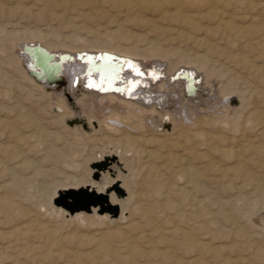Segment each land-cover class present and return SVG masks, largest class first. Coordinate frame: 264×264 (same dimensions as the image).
<instances>
[{
	"label": "rangeland",
	"instance_id": "rangeland-1",
	"mask_svg": "<svg viewBox=\"0 0 264 264\" xmlns=\"http://www.w3.org/2000/svg\"><path fill=\"white\" fill-rule=\"evenodd\" d=\"M263 3L264 0H0L1 172L5 166L0 172V203L3 204H0V211H3L0 212V244L8 239L15 242L11 255L17 257L9 261L0 255V264H37L31 260L34 256H41L44 264H66V261L67 264H77V261L82 264L79 259L87 260L86 256L81 254L80 258L77 257L79 259H74L70 254L66 257L61 255L47 235L57 232L58 236H66L65 242L67 239V242H72L73 238L86 239L98 228V232L117 233L131 222L143 225L140 214L130 215L129 211H126V219L121 221L101 216L95 218L85 212L70 219L61 216V211L52 205L51 199L58 189L79 187L84 181L89 182L91 170L88 164L95 159L96 151L115 146L118 150H125L123 160L131 158L129 164L124 162L128 176L123 175L121 183L130 182L129 191L135 193L133 197L137 203H146V186L144 189L142 181L147 176V167L155 160H149L143 154L142 150L150 146L143 140L154 138L164 142L154 146L157 148V169L161 170L157 171L163 174L162 179L169 188L173 186L169 200L178 208L179 215L162 224L170 244L163 242L157 233V242L151 248L149 246L152 253L149 248L140 247L146 253L150 252L146 255H150L148 260L141 255L136 261L139 264H264ZM211 7L217 13L211 11ZM193 25L197 28H192ZM64 37L66 44L78 48L73 52L83 49L92 53H112L110 49L113 48L133 47L140 57L148 58L150 50L157 47L167 52L163 51L162 59L154 54L152 61L163 66L173 62L174 68L181 65L179 57L165 53L185 52L188 64H194L188 68L191 67L194 73H197L195 69L199 70L200 84L195 86L198 90L195 96L198 95V101L206 99L203 101L206 104L204 111L191 109L187 104L175 106L176 112L168 108L170 114L163 116L172 121L168 120L161 126L154 119L152 124L148 123L147 133L141 129L128 133L135 138L136 144L125 145L122 140L125 129L115 126L109 129L100 126L98 129L92 125L97 123L94 119L105 120L95 104V92L77 90L75 96H71L65 86L60 87L62 91L55 88L47 91L24 72L25 65L19 50L23 44L37 45L38 42L39 46L43 44L46 48L51 45L56 49L58 45L55 44ZM200 56H204V64L196 62ZM200 85L208 88L200 92ZM64 87L66 89L63 90ZM172 90L179 94L177 85ZM66 95L71 96V100L67 101ZM231 97L237 99L235 105L226 102ZM180 106L187 112L189 120L180 119V116L186 117ZM56 108L60 113H55ZM109 111L111 113L112 109L107 114ZM117 113L120 114L119 111ZM81 116L88 126L91 124L89 131H84L81 126L66 125V120L73 117L82 119ZM89 118H93L92 122ZM118 120L131 121L121 114ZM132 120L138 121L137 118ZM167 151L169 154L165 155ZM181 154L195 167L198 174L196 184L187 182L181 173L183 163L178 157ZM16 204L19 208L14 207ZM51 206L54 207L53 212L59 210L58 216L50 214ZM23 210L26 214L29 211V215L26 216ZM86 221L89 226H86ZM38 224L42 227L39 228ZM181 230L190 234L191 240H183L179 235ZM7 231L5 240L2 232ZM23 231L27 236L21 234ZM18 242L27 245L21 246ZM18 254L22 255L21 260ZM42 256H46L48 261ZM92 263L95 264V260Z\"/></svg>",
	"mask_w": 264,
	"mask_h": 264
},
{
	"label": "bare ground",
	"instance_id": "bare-ground-1",
	"mask_svg": "<svg viewBox=\"0 0 264 264\" xmlns=\"http://www.w3.org/2000/svg\"><path fill=\"white\" fill-rule=\"evenodd\" d=\"M210 10L217 13V10L215 11L214 7H211ZM220 19H222V18H220ZM223 19H224V17H223ZM226 21H229V19L227 18ZM117 26H119V25H117ZM225 26H227V25H225ZM192 28L196 29L197 27H196V25H193ZM224 28L227 29L228 27H224ZM223 30H225V29H223ZM193 39H195V38H193ZM64 40L66 41L65 37L59 38L58 41H60V42H57L58 44L57 43L55 44V46L58 45L57 47L59 49L58 48L52 49L51 45L45 48L43 46V44H42V46H39L38 42L36 43L37 45L32 44V43H27V42H26V44H23L22 46L25 47L26 51L24 52L22 50V46L20 47L19 50L22 53L21 55H22L23 65H25V67H24L25 71L24 72L26 74H28L29 69L33 70L35 72H39V69L33 67V62H32L33 59H30L33 55L31 52V48L35 47L36 51H43L45 53L51 54L53 56L52 60L53 61H59V63H60L59 73H56V75L54 74V76H59L60 80L51 79L49 82H47V81H44L43 77H41L40 79L39 78L37 79V78H35L29 74L28 75L30 77H32L36 81V83L40 84L39 87H41L42 89H45L47 91H50L52 88H55L57 90H59V89L61 90L60 87L65 86L66 88H69L68 89L69 95H71V96H73L75 91H77V90H81L84 92H86V91L95 92V96H93L95 104L98 107L99 114L104 116L105 120L100 122L97 119H94L97 122L96 124H98V125L96 126L95 123H92V125L94 127H97L98 129L100 128V126H103L105 129L112 128L113 126L121 127L122 130L125 129L126 130L124 133L125 138H122V140L125 142V145L130 144L133 146L136 144L135 138L128 136V133H131L133 131H138L140 129L143 133H147V131H148L147 129H149L148 123H149V125L152 124V121L154 119H157L161 126L163 125V123H166L168 120L172 121V119H170V118L167 119L166 117L163 116V114L165 115L168 113L167 112L168 108H172L173 112H176L175 106H178V105L182 106V105L187 104L191 109H194V110L197 109V110H199V112L204 111L203 107L206 106V104L204 105L203 103L206 101V99L204 100V98H200V100L198 101L197 100V99H199L198 95L195 96L198 93L197 92L198 90L196 89L195 86L200 84V75L198 73L199 70L195 69L197 71V73H194L193 72L194 70H192L191 67L188 68V65H189L188 60H187L188 56L185 54V52L175 50V51H171V53H165V55H176L177 57H179L178 61L181 65H178V68H174L173 62H168L167 65L163 66L161 63L152 61L154 54L157 53V57H161V54H163L164 52H167L164 50L161 51L157 47H153L152 50H150L151 52H149L148 58L140 57L138 54H136L134 52L133 47L129 48V49L128 48H113V49H110L113 51L112 53L109 51H105V52L99 51L98 54L108 53V54L114 55L115 57H118L115 61L118 63V66L116 67L115 71L111 72L113 79L116 81H114V82L111 81V84L113 83L114 85H116V87H118V89L120 91L119 92H109V91H107V92H98L97 91L96 92L92 89L85 88L83 86L86 84L87 75L89 74L88 71L85 70L86 64L89 60L87 55H93L94 56L97 53L85 52V50L83 51V49H82V51L73 52V50H77L78 48L76 49L73 46L66 44L67 42L65 43ZM197 41L198 40H196L195 42L197 43ZM47 45H49V44H47ZM96 46H98V45H96ZM85 48H88V46ZM93 48H94V46L91 47V49H93ZM98 49H102V47H98ZM66 52H68V53H66ZM38 56H39V58H41L40 55H38ZM127 56L129 58H127ZM161 59H162V57H161ZM40 60H42V59H40ZM203 60H205L204 56L203 57L200 56L196 59V62H198L200 64V63H202ZM199 64H197V65H199ZM202 64H204V62ZM193 65L194 64L189 65V66H193ZM206 65H207V63L205 64V66ZM200 68H198V69H200ZM201 70H202V68H201ZM210 71H212V70H210ZM209 74H206V75L208 76ZM206 75H204V76H206ZM93 76L95 77V74H93ZM208 78L209 77H207L206 79L209 80ZM42 79H43V81H42ZM187 80H191V82L193 81V83H191L189 87L186 86ZM174 85L178 86L179 94L176 92H173L172 89H173ZM202 85H203V83H202ZM202 85L199 86V88L201 89L200 92L205 91V88H208L207 86L205 87V85L204 86H202ZM65 87L63 88V90L66 89ZM191 87H194V89H196V90H193V88H191ZM69 95L65 96L67 98V101L71 100L70 99L71 96L69 97ZM98 99L100 102L98 101ZM226 102L227 103L229 102L230 104L235 105L237 103V99H235L234 97H231V98H228L226 100ZM181 106L179 109H181V111L184 112L186 117L181 118V116H180V119L182 121H184V120L187 121V120H189V118L186 115L187 112L184 109L182 110ZM73 108L76 109L75 107H73ZM109 109H112V112L110 113V111H109L110 114H107L108 113L107 111ZM56 110H57V112H55V113H60L59 108H56ZM117 110L120 112L122 117L126 116L131 121H119L118 117L120 116V114L117 113L118 112ZM169 111H171V110H169ZM168 114H170V113H168ZM180 115H181V113H180ZM138 117L140 119H138ZM70 118H72V116ZM83 118L84 117H82V119L73 117V119H69V120H75L76 119V123L67 124V121H69V120H66L65 122H66V125L68 127L81 126L84 131H89V128L91 127L90 123L92 122L91 119H93V118H89V120H91V122L89 123L90 126L87 125V123L84 121L85 119L83 120ZM132 118L133 119L137 118L138 121L134 122V120H132ZM95 121H93V122H95ZM40 128H42V127H40ZM41 132H42V130H41ZM143 139H144V136H142V140ZM43 141H45V140H43ZM137 142H138V140H137ZM143 142H149L148 144H150L149 147H146L145 149L142 150L143 154L145 155V157L147 159L152 160V161L155 160L152 163H150V165L147 167V172H148L147 176H145L144 181H142V182H144V186H143V184H141L144 187V189L146 186V189H145V201H146V203H144V204L137 203L138 200H136V198L133 197V196H136V195H134L135 193L133 191H129L131 188V185H132L130 182L121 183L120 178L123 175L125 177L128 176V172L125 169L124 162L126 163L125 165L129 164L131 161V158L128 160H123L122 155H123V153H125V150H122V151L118 150V148L115 146L109 147L107 150H102V151L97 150L96 151L95 157H94L95 159L88 164V168L91 170V173L88 176L89 182L84 181V184L79 186V187H68V188L58 189L54 193V196L51 199L52 205L61 211V216H68L70 219H72L71 217H73V216H74V218L78 217L85 212V214L89 213L87 215L93 216L95 218H97V216H101V217H107L111 221L117 220V219H119V221H121L123 219H126L125 218L127 216V215H125V214H127L126 211H129L130 215H132L133 213L135 215L138 212L140 214V217H141L139 219L142 220L143 225H140V223L132 224V222H131V224L126 226L123 229V231L117 232V233H113V232H109V231L108 232L107 231L106 232H102V231L98 232L97 230H100V228H98L96 230V233H92L86 239L75 237L76 239L74 240V238H73L72 242H67L69 239H67V241L65 242L66 236H64V238H63V236L56 235L57 234L56 231H58L59 229L58 230L56 229L55 235L53 234L52 231H51L52 232L51 234L49 232H46V234H48V233L50 234V235L48 234L47 237L49 236L48 238H50L49 241L51 242V245L54 247H58L59 253L61 255L65 256V255L70 254L71 256L74 257V259L75 258L79 259L80 255L82 254L83 256H86L87 260H88V261L86 259L81 260L82 258H80L79 260L82 261V264H93L92 262H94V260H95V264H139L138 261H136V260H137V257H141V255L142 256L145 255V258H147V260H148L150 255H148V257H146V255L150 252L152 253L150 248L152 247V244L154 245L157 242V233H158L159 238L161 240H163V242H166V244L167 243L170 244V238H167L166 237L167 234H165L163 232L164 227L162 226V224H165L167 221H169L173 217H177L179 215L177 213V212H179V210L175 206V204H173L169 200L171 195H172L170 188H172L173 186L170 185V188H169V186H168L169 184L166 185V183H165L166 181L164 182V179H162L163 174L158 173V171H157V170H159V169H157V148L154 146H157V143L164 144V142L159 140V139L156 140L155 138L152 140L144 139ZM26 143L28 144V142H26ZM37 144L39 145V143H37ZM150 147L152 149H147ZM55 150L56 149H54V151ZM168 154H169V152L167 151V154H165V155H168ZM178 157H179V160L183 163V169L181 170V173L183 175H185V179L187 180V182L196 184V181L198 180V178H197L198 174L195 171V167L192 165V163L189 162L188 159H186V157H184V154H181ZM103 158H106V162L104 163V168L101 167L100 165L96 169H92L89 167V165L91 163L98 162V161L102 160ZM3 169H5V166ZM3 169H2V172H3ZM9 170H8V172H9ZM159 171H161V170H159ZM165 171L167 172V170H165ZM0 172H1V170H0ZM4 172H7V171L4 170ZM93 172H95L98 175L97 179L91 178V174ZM11 173H13V172H11ZM167 175H169V174H167ZM71 178H73V177H71ZM10 180H12V178H10ZM170 182H171V180H170ZM122 184H123V186H122ZM113 185H116L121 190V193H115L112 190L107 192V189ZM197 185H200V184H197ZM1 186H3V185H1ZM3 187H5V184ZM10 187H12V186H10ZM80 188H86L88 191H93L94 193H97V194H106L107 204L109 206L116 207V213L113 214V213L106 212V211L103 213H98V207L97 206L96 207H90L87 210H77L73 213H69L68 211L63 209L61 206H57V205L53 204V200H54V198L57 197V194L59 192H62L63 190H67V189L77 190ZM175 189H176V187H175ZM6 190L8 191V189H6ZM6 190L4 189V191H6ZM127 192H128V197H127ZM6 194H9V193H6ZM142 194L144 195L143 189H142ZM8 196H7V198H8ZM137 196H138V194H137ZM137 198H139V197H137ZM141 198H142V195H141ZM8 199L10 200L11 197ZM142 200L143 199H141V201ZM139 201H140V198H139ZM3 202H4V200H3ZM142 202H144V201H142ZM4 203L6 205V202H4ZM0 204H2V203H0ZM9 204L11 205L10 202H9ZM137 204H139V205L135 207V205H137ZM10 205H9V207L13 206V204H12V206H10ZM19 206H21V205L19 204ZM53 206H51L49 209L50 214L52 212L53 217L58 216L59 210L57 212H53V210H54ZM0 207H1V205H0ZM14 207H18V205L16 204V206H14ZM22 207H20V208H22ZM1 210H3V209H1ZM9 210H11V209H9ZM5 211H6V209H5ZM0 212L2 213L3 211H0ZM26 212L29 213V211H26ZM10 213L11 212H9L7 214H10ZM138 213H137V215H138ZM24 214H26L25 211H24ZM27 214H26V216H27ZM77 214H79V215H77ZM7 217H9V216H7ZM53 217H51V218H53ZM10 219L13 220V218H10ZM26 219H24V220H26ZM36 220H38V219H36ZM82 220L85 221L84 218H82ZM0 222H1V220H0ZM29 222L30 221H28V223ZM34 223H35V221H34ZM85 223H86V226H89L88 221H86ZM7 224H9V222H7ZM23 225H21V227ZM25 225H26V223H25ZM27 226L30 227V225H27ZM40 226L42 227V225H40ZM43 226H44V224H43ZM32 227H34V226H32ZM35 227L33 229H35ZM38 227H39V224H38ZM41 227H39V228H41ZM52 227H53V225H52ZM0 228H1V226H0ZM2 228H4V226ZM22 228H25V227H22ZM48 228H49V224H48ZM130 228H131V230H129V231L126 230V229H130ZM20 229H18V230H20ZM50 230H51V228H50ZM52 230H53V228H52ZM10 231H12V230L10 229ZM36 231L37 230H35V232ZM44 231H46V230H44ZM76 231H78V230H76ZM8 232L9 231L2 232L3 233L2 235H4L2 237H4V239H5V236L7 235ZM37 232L39 233V231H37ZM40 232H41V230H40ZM23 233H24V231L21 232V234H23ZM27 233L29 235V231ZM70 233H72V232H70ZM70 233H68V235ZM31 234H33V233H31ZM61 234H62V232L60 233V235ZM12 235L14 236V233H12ZM179 235L185 241L189 240V238H190V234H188L184 230L179 231ZM24 236H27L26 233ZM85 236H87V235H85ZM33 237H35V235H33ZM33 237H32V240H34ZM71 237H72V235H71ZM71 239H70V241H71ZM5 240H7V239H5ZM190 240H191V238H190ZM43 241L45 242V240H43ZM44 242H43V245H45ZM18 244H20V242H18ZM24 244H25V242H24ZM24 244L22 243V245H24ZM143 244H145V246ZM20 245H18V246H20ZM25 245H27V243ZM33 245L34 244H32V247H33ZM15 246H16L15 242L9 241V239H8L7 242L0 244V255L6 256L5 258L7 260L14 259L15 257L12 256L13 254L11 252L15 249L14 248ZM40 246L42 247V245H40ZM50 246H48V247H50ZM149 246H150V248H149ZM34 247L36 248V246H34ZM44 247H46V246H44ZM140 247H144V248L147 247V248H149L150 252L146 253L145 251L141 250ZM170 247H171V245L168 246V249ZM17 249L19 250L20 248H17ZM30 249L33 250L32 248H30ZM22 250H23V248H21V252H22ZM35 250H37V248ZM87 250L89 252H87ZM154 250H153V252H154ZM16 252H17V250H16ZM45 252H46V250H45ZM92 252H94V253L96 252L97 256H95L96 254L93 255ZM155 252H154V254H155ZM171 252L174 253L173 250ZM13 253H15V251ZM22 253H24V252H22ZM27 253L31 254L30 252H27ZM32 253H33V251H32ZM46 253H45V255H46ZM26 254H24V255L26 256ZM29 254H27V255H29ZM20 255H19V258H20ZM51 255L52 254H50V256ZM54 255H52V256L54 257ZM21 257H22V255H21ZM31 257H32V255H31ZM31 257H28V258L31 259ZM42 257H45V259H43V260L48 261V259H46V256H42ZM77 257H79V258H77ZM5 258H4V260H5ZM47 258H50V257H47ZM68 258H69V256H68ZM139 259H141V258H139ZM20 260H21V258H20ZM31 260L36 261L37 264H44L42 259H41V256H34V258H32ZM0 261H1V258H0ZM9 261H11V260H9ZM15 263H17V262H15ZM19 264H21V263H19ZM22 264H25V263L23 262ZM66 264H67V261H66ZM77 264H78V261H77Z\"/></svg>",
	"mask_w": 264,
	"mask_h": 264
},
{
	"label": "water",
	"instance_id": "water-1",
	"mask_svg": "<svg viewBox=\"0 0 264 264\" xmlns=\"http://www.w3.org/2000/svg\"><path fill=\"white\" fill-rule=\"evenodd\" d=\"M22 50L25 52V47L22 46ZM32 57L33 59V67L39 69V72H35L33 70H28V74L35 77L41 78L43 77L44 81L49 82L51 79L60 80L59 76H54L56 73H59L60 70V63L59 61H53V56L51 54L45 53L43 51H36L35 47L31 48ZM41 58H39V56ZM89 58L85 70L88 71L86 84L83 86L85 88L92 89L98 92H119L120 90L116 85L111 81H116L112 77V71H115L118 63L115 62L118 57H115L112 54L108 53H101L93 55H87ZM42 59V60H40ZM95 74V77L93 76ZM42 79V81H43ZM193 80V79H192ZM193 83L191 80H187V87ZM194 89V87H191ZM76 123L75 120L67 121V124ZM106 162V158L98 162L91 163L89 165L90 168L96 169L99 165L104 168V163ZM92 179H97L98 175L93 172L91 174ZM114 191L115 193H121V190L116 186L113 185L107 189L108 191ZM53 204L57 206H61L63 209L68 211L69 213H73L77 210H87L90 207H98V213L103 212H110L116 213V207L109 206L107 204V196L106 194H97L93 191H88L86 188H80L77 190L67 189L59 192L57 197L54 198Z\"/></svg>",
	"mask_w": 264,
	"mask_h": 264
}]
</instances>
